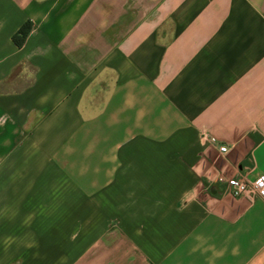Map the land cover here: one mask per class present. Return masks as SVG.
Returning a JSON list of instances; mask_svg holds the SVG:
<instances>
[{
  "label": "crops",
  "instance_id": "0c3cea01",
  "mask_svg": "<svg viewBox=\"0 0 264 264\" xmlns=\"http://www.w3.org/2000/svg\"><path fill=\"white\" fill-rule=\"evenodd\" d=\"M262 174L264 0H0V264H264Z\"/></svg>",
  "mask_w": 264,
  "mask_h": 264
},
{
  "label": "built area",
  "instance_id": "2783aa9c",
  "mask_svg": "<svg viewBox=\"0 0 264 264\" xmlns=\"http://www.w3.org/2000/svg\"><path fill=\"white\" fill-rule=\"evenodd\" d=\"M221 153H227L226 146L220 147ZM218 181L226 185V191L233 197H248L264 196V174L260 175L255 180H250L245 176L226 177L219 176Z\"/></svg>",
  "mask_w": 264,
  "mask_h": 264
},
{
  "label": "trees",
  "instance_id": "16d2710c",
  "mask_svg": "<svg viewBox=\"0 0 264 264\" xmlns=\"http://www.w3.org/2000/svg\"><path fill=\"white\" fill-rule=\"evenodd\" d=\"M31 30V23H26L21 30L14 36V41L17 43V45L21 46L25 39L27 38L29 32Z\"/></svg>",
  "mask_w": 264,
  "mask_h": 264
}]
</instances>
